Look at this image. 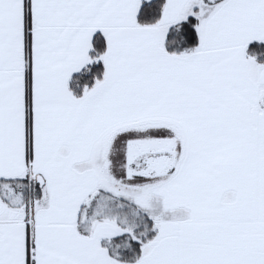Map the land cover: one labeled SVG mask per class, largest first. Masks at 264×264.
<instances>
[{
  "label": "snow or ice",
  "instance_id": "1",
  "mask_svg": "<svg viewBox=\"0 0 264 264\" xmlns=\"http://www.w3.org/2000/svg\"><path fill=\"white\" fill-rule=\"evenodd\" d=\"M0 264H264V0H0Z\"/></svg>",
  "mask_w": 264,
  "mask_h": 264
}]
</instances>
